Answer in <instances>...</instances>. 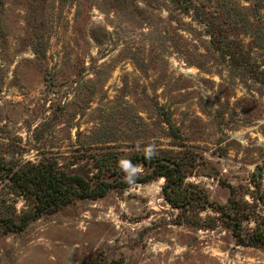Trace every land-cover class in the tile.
I'll use <instances>...</instances> for the list:
<instances>
[{
    "label": "rangeland",
    "instance_id": "rangeland-1",
    "mask_svg": "<svg viewBox=\"0 0 264 264\" xmlns=\"http://www.w3.org/2000/svg\"><path fill=\"white\" fill-rule=\"evenodd\" d=\"M252 1L0 0V154L163 148L210 200L228 184L250 199L264 189V0ZM163 181L41 215L0 236V264H264V247L206 227L209 209L183 220Z\"/></svg>",
    "mask_w": 264,
    "mask_h": 264
},
{
    "label": "trees",
    "instance_id": "trees-1",
    "mask_svg": "<svg viewBox=\"0 0 264 264\" xmlns=\"http://www.w3.org/2000/svg\"><path fill=\"white\" fill-rule=\"evenodd\" d=\"M251 3L254 10H259L256 0ZM211 28V36L216 37L215 30L222 34L218 26ZM165 122L171 131L177 130L169 116ZM187 163L182 156L163 148L123 152L99 146L72 156L44 155L37 160L18 161L0 154L4 190L0 194V236L20 232L30 221L76 199L101 197L111 189L162 176L163 198L180 209L183 220L199 225L198 212L209 209L213 214L207 215L206 227L213 228L219 222L230 230L235 244L264 247V189L260 183H254L258 192L249 193L250 199L237 194L235 187L228 184L226 201L216 202L209 199L203 187L185 181ZM18 201L22 202L19 207ZM187 210H195L196 218L186 216Z\"/></svg>",
    "mask_w": 264,
    "mask_h": 264
},
{
    "label": "water",
    "instance_id": "water-1",
    "mask_svg": "<svg viewBox=\"0 0 264 264\" xmlns=\"http://www.w3.org/2000/svg\"><path fill=\"white\" fill-rule=\"evenodd\" d=\"M255 174L258 176V169L255 170Z\"/></svg>",
    "mask_w": 264,
    "mask_h": 264
}]
</instances>
